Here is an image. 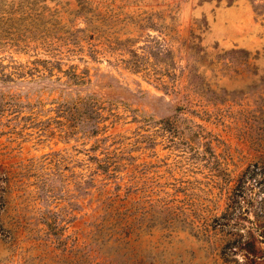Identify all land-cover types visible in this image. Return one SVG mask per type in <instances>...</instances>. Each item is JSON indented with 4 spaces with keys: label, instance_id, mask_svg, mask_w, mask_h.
Here are the masks:
<instances>
[{
    "label": "rangeland",
    "instance_id": "1",
    "mask_svg": "<svg viewBox=\"0 0 264 264\" xmlns=\"http://www.w3.org/2000/svg\"><path fill=\"white\" fill-rule=\"evenodd\" d=\"M99 1L0 0V264H264V0Z\"/></svg>",
    "mask_w": 264,
    "mask_h": 264
},
{
    "label": "trees",
    "instance_id": "2",
    "mask_svg": "<svg viewBox=\"0 0 264 264\" xmlns=\"http://www.w3.org/2000/svg\"><path fill=\"white\" fill-rule=\"evenodd\" d=\"M13 1H15V0H11V3H13ZM17 1L20 3V0H17ZM216 1L219 2L221 0H216ZM224 1L227 4H229V3H231L234 0H224ZM93 2H94V4L96 6L100 3L99 0H96V1H93V0H77V4H78L79 8L80 9H83L84 12H85V14H86V12L88 13L91 10L90 9V6H89V3L91 4ZM257 4L256 3L255 4H252L253 5V8L255 9L256 6L259 5L261 9H258V10H261V12L264 14V6L261 7V5H260L261 3H259L258 5ZM82 18H83L84 26L77 27L76 28V31L84 32V35H86V37H88V38L99 37V39H100V37H102V33H104L105 30L99 28V26L95 23V21L93 19V16L92 15H89V17H86V15H82ZM147 36L150 37L148 39V41L145 42V47H146V50H147V54L149 52V55H154L155 53L159 52V51H157L159 49V46H161V48L164 51H167L168 50V48L165 45L163 46L160 43H158V40L159 39L157 37H155V36L153 37L150 34H147ZM114 39L117 40L116 39V36H114ZM150 39L151 40L154 39L155 42H152V41L150 42ZM106 41H108V40H106ZM152 47H157V50H155V51H148V50H152ZM131 53L135 56V58H133L131 60V64L134 65V66H136V67L142 68V66L144 65L143 59L145 60V58H146L147 55L145 53L139 54V53L135 52L134 50H132ZM147 57H149V56H147ZM0 73H1V75L3 77L9 76V75L4 74L2 72H0ZM73 77H74V80H82L83 79L77 73L76 74L73 73ZM1 79L4 80V78H1ZM3 173H4V171H2V169H0V179L5 180L7 178H6L5 175L3 176ZM5 184L7 185V181L6 180H5ZM0 188L1 189L3 188V186H1V184H0ZM2 200H3V198H2V195L0 193V205L3 203Z\"/></svg>",
    "mask_w": 264,
    "mask_h": 264
}]
</instances>
